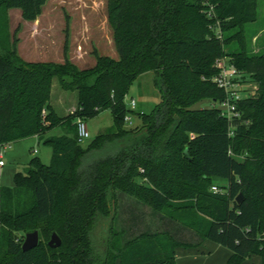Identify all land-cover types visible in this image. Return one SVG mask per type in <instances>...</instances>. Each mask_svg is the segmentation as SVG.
<instances>
[{
  "label": "trees",
  "instance_id": "obj_1",
  "mask_svg": "<svg viewBox=\"0 0 264 264\" xmlns=\"http://www.w3.org/2000/svg\"><path fill=\"white\" fill-rule=\"evenodd\" d=\"M46 1L0 0V30L8 10L35 21ZM259 1L108 0L118 57L93 49L86 68L70 61L66 43L56 63L23 60L16 35L10 49L0 41V145L36 135L52 150L48 164L32 156L12 187H0V264H175L178 248L207 240L232 252L226 264L255 252L264 264V53L248 49L244 35ZM224 56L242 83L256 84L244 88L234 119L212 105L225 97L212 81ZM146 72L161 98L136 113L125 97ZM53 80L76 96L74 110H55ZM204 100L210 106L194 107ZM105 110L111 125L78 143L77 117ZM126 114L140 126H125ZM34 230L37 245L23 250ZM52 232L59 247L48 246Z\"/></svg>",
  "mask_w": 264,
  "mask_h": 264
},
{
  "label": "rangeland",
  "instance_id": "obj_2",
  "mask_svg": "<svg viewBox=\"0 0 264 264\" xmlns=\"http://www.w3.org/2000/svg\"><path fill=\"white\" fill-rule=\"evenodd\" d=\"M107 2L108 0H47L41 15L35 21H25L21 18L19 8H12L7 12L6 32L0 30V41L2 44L6 43L10 49L14 35H16V50L25 61L60 63L64 58L65 43L70 61L80 68L94 65L93 49H97L101 55L117 58L118 54L113 45L112 32L108 22ZM258 11V19L246 25L244 35L248 49L264 53V0L259 1ZM0 26L5 27L3 20L0 21ZM254 32H258L256 37L250 39V35ZM249 80L246 79L242 85L243 90L245 88L248 92L256 87V84ZM53 81L52 96L56 97L61 89L58 81ZM246 90L242 92L243 96L247 95ZM66 93L70 95L71 92L66 91ZM131 98L136 101L134 109L136 113H149L160 101L161 95L151 72L139 75L138 79L130 86L125 97L126 105ZM210 104V101L204 100L194 107L203 108ZM70 110H74V108ZM111 123L110 110L102 111L93 118L87 119L86 125L90 137L82 144L86 145L99 130L108 128ZM136 125L140 126V119L136 115L132 116L131 124H125L127 127ZM53 133L60 134L58 129ZM4 145L5 149L3 145H0V151H2L0 160L4 164L0 166V187H12L14 173L27 166L32 156H37L45 164L51 161L50 145L42 142L37 143L34 136ZM217 181L218 184L225 182L222 178ZM108 227L107 223L98 226L95 236L98 245L104 244L106 237L104 234L108 231Z\"/></svg>",
  "mask_w": 264,
  "mask_h": 264
},
{
  "label": "built area",
  "instance_id": "obj_3",
  "mask_svg": "<svg viewBox=\"0 0 264 264\" xmlns=\"http://www.w3.org/2000/svg\"><path fill=\"white\" fill-rule=\"evenodd\" d=\"M207 15L209 17L213 16V7L209 6L207 9ZM216 33L221 37V30L218 28V24L214 27ZM217 73L212 78L213 83L222 89L225 92V97L217 102V104H212L213 106L220 109V112L223 116L228 119H234L235 117L240 116L238 110V102L245 96L242 95V92H245L242 88V81L240 79L241 75L237 68L230 63V60L227 56L221 57L216 62ZM128 107L131 110H134L136 107V101L134 98H131ZM125 123L131 124L132 115L126 114L124 118ZM77 127V142L82 143L84 140L90 137L86 121L83 117L78 116L76 119ZM3 164V161L0 160V165ZM211 190L214 193L222 192V189L217 185H212Z\"/></svg>",
  "mask_w": 264,
  "mask_h": 264
},
{
  "label": "crops",
  "instance_id": "obj_4",
  "mask_svg": "<svg viewBox=\"0 0 264 264\" xmlns=\"http://www.w3.org/2000/svg\"><path fill=\"white\" fill-rule=\"evenodd\" d=\"M52 95L51 92V96ZM52 97L51 103L53 107L61 114L68 113V110L74 108L76 105V96H74L73 93L68 95V93L62 89L56 97ZM59 132L60 134L62 133L60 129ZM33 136L36 138V142L39 143L38 137L36 135ZM3 146L5 149V145ZM34 151H36V149H34ZM0 153H2V151H0ZM3 165L4 164H1L0 166ZM231 254L232 252L228 248H225L224 246L222 247L211 240H207L196 247L178 248L175 257V264H226V261ZM240 264H262L261 257L255 252L245 257Z\"/></svg>",
  "mask_w": 264,
  "mask_h": 264
},
{
  "label": "water",
  "instance_id": "obj_5",
  "mask_svg": "<svg viewBox=\"0 0 264 264\" xmlns=\"http://www.w3.org/2000/svg\"><path fill=\"white\" fill-rule=\"evenodd\" d=\"M241 198H242V194L239 193L236 197V201L240 202ZM24 239L25 240L22 243L23 250H29L34 248V246H36L39 241L38 231L34 230L33 232L26 233L24 235ZM61 243H62L61 238H59L55 232H52L50 235V240L48 241V246L52 248H56L59 247Z\"/></svg>",
  "mask_w": 264,
  "mask_h": 264
}]
</instances>
